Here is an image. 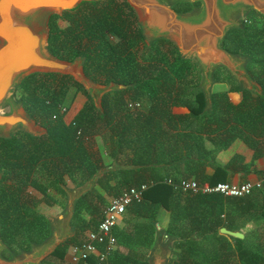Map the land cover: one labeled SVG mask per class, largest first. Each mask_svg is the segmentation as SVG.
Returning <instances> with one entry per match:
<instances>
[{"label":"trees","instance_id":"16d2710c","mask_svg":"<svg viewBox=\"0 0 264 264\" xmlns=\"http://www.w3.org/2000/svg\"><path fill=\"white\" fill-rule=\"evenodd\" d=\"M176 6L188 11L192 4ZM137 20L126 0L82 1L72 10L47 16L46 46L54 56L68 61L81 57L90 79L126 87L102 97V112L70 75L32 73L15 88L16 99L47 132L33 136L20 130L0 137V237L7 246L3 255L29 251L49 235L50 219L35 209L40 202L53 206L55 194H65L63 184L80 186L115 158L135 167L99 178L76 205L74 236L43 264L64 260L68 246L80 243L84 231L97 226L109 197L143 183L148 187L142 200L128 206L127 224L114 232L127 249L115 251L112 264H147L143 249L156 231L172 241L167 264H264V236L251 239L255 248L246 243L248 236L264 230V183L247 195L230 197L185 193L166 182L227 181L247 167L234 151L238 143L253 150L252 160L264 156V27L231 29L224 38L226 49L247 57V69L263 93L243 89L227 71L221 70L225 76L220 77L216 69L211 106L205 109L196 64L182 58L168 40L147 43ZM219 84L228 87H215ZM69 88L74 92L66 102ZM77 92L86 100L67 118ZM143 101L146 107L136 105ZM179 108L185 112L175 110ZM104 133L109 135L104 152L108 163L96 146V137ZM160 208L169 219L157 228ZM238 219L263 225L241 239L219 231H240ZM86 262L96 264L95 256Z\"/></svg>","mask_w":264,"mask_h":264},{"label":"water","instance_id":"95a60500","mask_svg":"<svg viewBox=\"0 0 264 264\" xmlns=\"http://www.w3.org/2000/svg\"><path fill=\"white\" fill-rule=\"evenodd\" d=\"M82 1L99 0H0V134L8 136L25 131L33 136L46 134L45 127L37 124L16 99L15 88L32 73H59L70 75L81 84L97 110L103 111L102 97L126 85L110 82L101 84L90 79L83 70V58L72 61L54 56L46 46L47 30L44 18L50 13H62L76 8ZM133 8L147 43L159 39L173 41L182 58L193 59L200 74L198 87L205 99V109L211 106V92L215 83L214 72L223 68L245 90L263 93L261 85L247 69V57L232 53L224 47L229 30L241 27L238 15L257 10L264 16V0H126ZM187 2L198 6L185 12L172 5ZM122 165L114 158L89 177L80 186L62 185L67 198L63 211L55 220L50 218V233L29 251L7 258V246L0 237V264H42L58 246L74 236L72 220L78 201L93 190L105 173L134 168ZM221 233L243 238V232L221 227ZM167 236L156 233L148 252L147 264H167L171 256Z\"/></svg>","mask_w":264,"mask_h":264},{"label":"built area","instance_id":"2783aa9c","mask_svg":"<svg viewBox=\"0 0 264 264\" xmlns=\"http://www.w3.org/2000/svg\"><path fill=\"white\" fill-rule=\"evenodd\" d=\"M166 182L174 190L185 193H218L224 196L240 197L262 187L264 183V171L262 175L252 181H221L209 184L207 182L200 183L193 178H181L177 181L168 178ZM147 187V183L131 186L119 194L112 196L106 204L97 226L88 229L80 243L69 246L67 252L69 263L78 264L80 261L85 262L91 256H95L96 264H112V258L117 246V238L113 230L128 206L133 202L142 200L143 193ZM57 264H67V262L63 260Z\"/></svg>","mask_w":264,"mask_h":264},{"label":"rangeland","instance_id":"374dc122","mask_svg":"<svg viewBox=\"0 0 264 264\" xmlns=\"http://www.w3.org/2000/svg\"><path fill=\"white\" fill-rule=\"evenodd\" d=\"M197 5L196 4H192L190 10L192 8H195ZM238 18L239 20L243 22H245L247 25H250V26H264V18L259 16L257 13L255 12H251L249 13L247 16L245 15H238ZM44 24L46 25V18H44ZM110 39L112 40H116V37L115 36H110ZM170 41V40H168ZM171 43H173L175 45V43L173 41H170ZM193 63L196 64V62L193 60V59H190ZM219 69V76L220 77H224L225 76V73L223 71H225L223 68H218ZM223 70V71H221ZM196 71H197V74L199 76L198 78V82L200 80V74H199V71H198V66L196 64ZM226 72V71H225ZM38 73V72H37ZM193 74V73H191ZM228 74V73H227ZM192 76V75H191ZM195 81L193 80V82H196L197 81V78L194 77ZM191 79V77H190ZM217 86V88H226L228 86H223V85H215V87ZM73 89L72 88H69L68 92H67V97H66V102H69L70 101V98L73 94ZM73 98L71 100V103H70V110H69V114L67 116V118H70L73 116V114L78 110L80 109V107L82 106V104L85 102L86 100V97L85 95H83L82 93L80 92H77L76 94L73 95ZM144 103H146L145 101L141 102V103H137L136 105H144ZM147 103L145 104V107H146ZM177 110L178 112H185V109H175ZM18 131L20 130H16L14 132H12L9 136H12L13 134L17 133ZM0 137H6V136H3V134H0ZM8 137V136H7ZM96 146L97 148L99 149V151L102 153L103 155V158L105 159V161L108 163L110 162V157L106 155L105 150H107L108 146H109V135L108 133H104L103 135H100L98 137H96ZM209 146V145H207ZM69 182V181H68ZM73 186V184H69V187ZM54 194V193H53ZM56 196V203L53 205V206H50V205H47L46 203L44 202H40L39 205L35 208L36 210H38L40 213L42 214H45V216H47L48 218H50L51 220H55L57 218V216L63 211L65 205H66V202H67V198H66V195L65 194H55ZM111 198V197H110ZM158 219L160 220V222H163L164 225L167 223V220L169 219V213H167V211H162V212H159L158 213ZM126 221L125 217L124 219H122L121 221H119V225L118 227L122 226L123 223ZM238 223L241 226V229L240 231L243 232V233H251L253 231H258L259 229H261L263 223L261 224V226H259L260 228H258V225H255L254 221H245L243 219H238ZM263 231V232H262ZM262 232V233H261ZM263 235L264 236V230L262 229L261 231H259L257 234H255L254 236L251 235L248 236V240L246 241L247 245L249 247H252L253 246V241L251 239H257V240H262V238H260L259 236ZM119 248H121L122 250L126 251V247H124L122 244H119L118 245ZM255 248V246H253ZM145 251L148 253L150 252V249L151 247L148 246V247H145L144 248ZM143 249V250H144Z\"/></svg>","mask_w":264,"mask_h":264},{"label":"crops","instance_id":"0c3cea01","mask_svg":"<svg viewBox=\"0 0 264 264\" xmlns=\"http://www.w3.org/2000/svg\"><path fill=\"white\" fill-rule=\"evenodd\" d=\"M234 151L243 156L244 163L247 165V167L244 168L243 170L239 171V172H235V173L231 174L227 181L242 182V181H252V180L258 178V174L257 173L260 172V171H264V156H261V157H258L256 159L252 160L253 150L250 147H248L246 144H244V143L236 144ZM228 158H226V159H228ZM218 161L221 162V163H224L225 160L222 157H218ZM206 171H207V173H211L212 170L211 169H207ZM109 199H110V197L108 198V201H109ZM162 211H165V210L163 208H160L159 212H162ZM122 219H124V215L122 216L120 221ZM157 220H158V222H156V227L157 228H159L160 225H164V223L160 222V220L158 219V215H157ZM126 224H127V222L125 221L122 226L118 227V225H119V222H118V224L116 225V227L114 228L113 231L116 233L118 230H121V228H123ZM87 230L84 231L83 236H84V234L86 233ZM156 233H157V231L154 232V235H153L154 238L156 236ZM154 238L152 240V243H151L150 247H152V244L154 242ZM119 244H122L125 247L124 243H119L118 242V238H117V246H116L115 251H118V250L119 251H124V250H122L121 248L118 247ZM71 245L72 244H70L69 246H71ZM69 246L67 248V251H66V254H65V257H64V260L67 262V264H70L69 261H68V254H67ZM143 251L145 252V258H146L148 253L145 251V249ZM44 264H46V263H44ZM78 264H87V262L86 261L85 262L84 261H80Z\"/></svg>","mask_w":264,"mask_h":264},{"label":"flooded vegetation","instance_id":"af4514ba","mask_svg":"<svg viewBox=\"0 0 264 264\" xmlns=\"http://www.w3.org/2000/svg\"><path fill=\"white\" fill-rule=\"evenodd\" d=\"M178 3H180V2H178ZM178 3H175L174 5H172L173 6V8L176 10V11H178V12H184L185 10L184 9H178L177 8V4ZM197 6L200 4V2H196L195 3ZM190 9V8H189ZM187 11V10H186ZM251 12H255V13H257L259 16H261V17H263L264 18V16H262L257 10H255V9H253V10H250L247 14H246V16L249 14V13H251ZM245 16V15H244ZM138 21V20H137ZM241 21V20H240ZM241 24H242V26L241 27H237V28H234V29H242V28H245V27H247V28H263L264 26H255V25H253V26H250V25H247L245 22H243L242 23V21H241Z\"/></svg>","mask_w":264,"mask_h":264}]
</instances>
